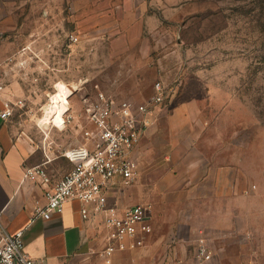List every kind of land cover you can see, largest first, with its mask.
Segmentation results:
<instances>
[{
    "label": "rangeland",
    "instance_id": "1",
    "mask_svg": "<svg viewBox=\"0 0 264 264\" xmlns=\"http://www.w3.org/2000/svg\"><path fill=\"white\" fill-rule=\"evenodd\" d=\"M0 65L15 84V131L56 153L63 176L64 153L94 138L88 102H147L161 81L167 98L136 150L137 176L113 195L150 214L196 211L199 230L206 207L222 209L210 222L224 225L233 209L248 259L264 264V0H0ZM60 82L73 94L43 123ZM235 156L236 202H201L184 168Z\"/></svg>",
    "mask_w": 264,
    "mask_h": 264
},
{
    "label": "crops",
    "instance_id": "2",
    "mask_svg": "<svg viewBox=\"0 0 264 264\" xmlns=\"http://www.w3.org/2000/svg\"><path fill=\"white\" fill-rule=\"evenodd\" d=\"M14 91L15 84H10L5 92L0 93V221L11 234L23 231L25 251L39 264H254L244 250L250 244L244 241L233 222V209L229 212L232 222L224 225L210 222V218L222 214V209L206 207L202 213L205 221L200 225L203 230L192 222L200 216L196 211L191 210L187 217L186 213H175L173 216L152 211L149 218L152 231L147 233L140 229L137 247L116 251L111 256V263L99 255V251L110 242L103 218L83 219L80 202H67L64 211L54 214L49 220L35 217L36 208L46 204V188L25 179L24 171L49 160L45 166L52 183H56L63 177L58 172L61 159L46 146L37 144L29 135L17 133L11 117L4 119L1 116L10 98L8 93ZM173 167L176 171L181 170L175 164ZM184 169L191 173L188 179L190 186L203 188L201 202L222 204L226 197V201L235 203L238 199L232 188L239 176L236 156L230 164L224 165L220 157H206L204 163L192 164ZM224 186L226 190L230 188L227 196L224 195ZM117 189V193L123 196L124 188ZM112 196L111 202H115L120 209L130 207V203L125 204L123 199H117V194ZM191 197L196 199V195L192 194ZM186 218L190 220L188 225L185 222L176 223V220ZM202 233L208 237L214 251V261L211 263L202 262L196 253L197 241Z\"/></svg>",
    "mask_w": 264,
    "mask_h": 264
},
{
    "label": "built area",
    "instance_id": "3",
    "mask_svg": "<svg viewBox=\"0 0 264 264\" xmlns=\"http://www.w3.org/2000/svg\"><path fill=\"white\" fill-rule=\"evenodd\" d=\"M71 40L77 42L79 38L72 35ZM6 88L0 65V93ZM166 94L167 89L158 81L154 95L147 102L116 101L104 95L96 102H88L85 111L88 121L95 126L94 138L64 153L73 163L71 171L56 183H52L45 166L49 160L24 171L25 179L46 188V204L36 208L35 217L49 220L54 214L62 213L67 202L78 201L83 219L103 218L110 242L99 255L108 263L116 251L135 249L139 230L152 231L150 211L141 204L120 209L111 202V197L115 186L129 185L135 180L139 169L136 150L153 122L155 107L165 102ZM68 113L65 124L73 120ZM12 114V104L6 101L1 116L8 119ZM23 234V231L9 233L0 221V264H39L25 251ZM196 252L204 263L214 260V251L205 236L198 239Z\"/></svg>",
    "mask_w": 264,
    "mask_h": 264
},
{
    "label": "bare ground",
    "instance_id": "4",
    "mask_svg": "<svg viewBox=\"0 0 264 264\" xmlns=\"http://www.w3.org/2000/svg\"><path fill=\"white\" fill-rule=\"evenodd\" d=\"M73 94L72 89H69L66 83L60 82L57 86L56 92L50 95V102L45 107V115L41 119L43 123H47L49 119L53 116L54 110L59 107L61 97H70Z\"/></svg>",
    "mask_w": 264,
    "mask_h": 264
}]
</instances>
